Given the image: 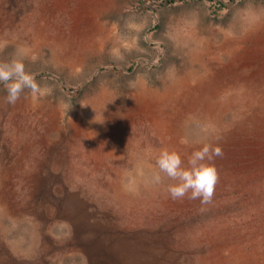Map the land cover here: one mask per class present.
<instances>
[{"label": "rangeland", "instance_id": "obj_1", "mask_svg": "<svg viewBox=\"0 0 264 264\" xmlns=\"http://www.w3.org/2000/svg\"><path fill=\"white\" fill-rule=\"evenodd\" d=\"M51 3L0 0V61L22 57L51 89L9 105L0 84V197L3 172L17 174L15 213L0 204V264H106L85 245L91 225L128 240L133 263L264 264V194L227 183L210 204L173 200L174 181L151 183L161 150L180 154L164 123L171 107L148 116L141 105L200 74L195 54L226 60L264 23V0H108L97 42L71 57L50 37L70 34L80 0ZM184 126L182 145L210 128L202 117ZM46 174L69 203L39 199Z\"/></svg>", "mask_w": 264, "mask_h": 264}, {"label": "bare ground", "instance_id": "obj_2", "mask_svg": "<svg viewBox=\"0 0 264 264\" xmlns=\"http://www.w3.org/2000/svg\"><path fill=\"white\" fill-rule=\"evenodd\" d=\"M69 2L52 0L51 6L61 9L68 7ZM107 2L80 0L73 14L70 34L61 30L50 37L60 45L63 56L77 55L97 42L96 38L102 32V27L96 22L97 7ZM233 43L226 60L217 57L206 59L204 53L195 54L193 62L200 64V74L187 77L182 86H173L167 94L144 99L141 105L148 116H157L161 111L166 113L170 105L172 113L166 115L164 123L175 135L174 143L185 166L191 153L204 143L218 144L222 148L223 156L213 161L219 173L215 195L223 192L225 184L234 183L241 187L244 195L261 197L264 194V23ZM225 92L230 94L228 101L222 99ZM228 113L232 114L230 123H226ZM198 117H202L210 128L197 141L193 139L186 145L180 144L186 133L184 125ZM12 169L8 168L2 174L3 195L0 197V204L9 214L16 211L13 189L17 174ZM56 177L53 181L51 174L39 175L37 195L41 201L52 200L60 207L63 202L69 203V193L62 183L58 184ZM91 227L93 236L85 245L94 258L106 264L143 263L127 260L130 244L128 240H120V234L110 229Z\"/></svg>", "mask_w": 264, "mask_h": 264}, {"label": "clouds", "instance_id": "obj_3", "mask_svg": "<svg viewBox=\"0 0 264 264\" xmlns=\"http://www.w3.org/2000/svg\"><path fill=\"white\" fill-rule=\"evenodd\" d=\"M0 84H3L7 95L5 102L15 105L25 90L32 94H50L51 89L41 87L34 74L25 70L22 57L11 61H0ZM223 156V150L218 144L204 143L193 151L184 165L180 154L176 151L163 149L156 160L158 171L153 173L151 183L159 185L162 176L175 183L168 186V193L173 200H199L201 204H210L219 183V173L213 161Z\"/></svg>", "mask_w": 264, "mask_h": 264}]
</instances>
